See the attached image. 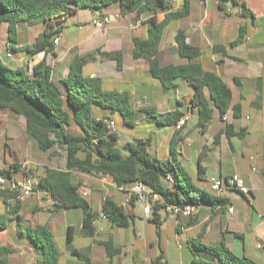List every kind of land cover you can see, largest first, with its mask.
<instances>
[{
    "label": "crops",
    "instance_id": "0c3cea01",
    "mask_svg": "<svg viewBox=\"0 0 264 264\" xmlns=\"http://www.w3.org/2000/svg\"><path fill=\"white\" fill-rule=\"evenodd\" d=\"M184 3L186 4L184 16L170 21L167 25V27H173L165 40L166 43L163 42L160 45V51L167 50L162 55V64L187 63V60L180 58L176 52L175 36L179 31H183L187 42L200 48L201 54L194 62L199 63L204 71L217 74L231 91L230 107H240V115L236 119L232 116L231 108L226 112L227 119L225 121L215 112L207 129L199 135L200 141L183 136V131L189 122L197 126L195 111L188 109L193 94L192 87L187 82L177 79L174 81L173 88L164 90L161 83L152 77L148 63L141 58L133 57V39L146 37L145 22L152 15L151 13L142 14L140 17L143 19V25L133 31L128 26L132 21V17H129L127 27L123 32L114 41H107V44H114L113 51H106L100 41H93L99 33L104 36L103 31L95 29L91 24L97 18L89 20V22L91 21L89 25L93 27L92 31L83 40L73 44L69 42L62 44L65 38L62 30L59 44L53 46V51L46 55L47 58H51L49 62L51 64V80L59 84L68 75L70 64L76 56L94 53L120 54L122 59L120 68L117 67L114 60L97 56L95 60L88 62L96 64L95 74L93 71H89L84 76L92 77L94 75V77L100 78L104 91L129 94L131 106L138 113L135 126L142 125L146 126L145 129L147 127L150 129L127 136L129 140H125L124 143L135 139L149 140V153L161 160L170 157V142L176 135V131L174 126L157 125L150 113L162 117L173 111L182 113V116L189 113L186 125L179 131L184 147L176 145V152L179 150L181 159L185 163L193 165V146L196 145L197 149H200L203 140H205L206 146H211L207 147L206 157L213 155L212 160L210 158L212 166L208 170L203 166V160L198 162L197 167L200 165L203 168L200 172L202 180H198V183H207L210 189L212 179L220 180L222 191L211 192L215 196L226 199L227 204L221 211L215 210V212L211 211L209 205L202 204L196 208L191 218L174 219L177 229L179 226L181 228L180 231L176 230V233H182L184 236L183 241L178 244L180 250L177 257L178 264H185L182 255L185 249L187 250L186 257L191 261L188 240L195 237H201L202 242L206 244L223 241L236 256L264 264V0H228L223 3L221 8L214 4V0H178V3L174 4V9H180ZM241 4L245 5L248 15H242ZM102 16L110 17V24L122 23L121 20L125 18L120 14L117 6L112 9L111 13L102 14L100 18ZM233 17L237 19L231 20ZM156 18L158 21H162L164 13H157ZM110 24L108 25L109 30L119 28L112 27ZM36 26L41 27L37 34L43 32L45 27L43 23L19 26L18 41L13 45L19 52H12L14 56L12 61L15 64L16 61L21 62L27 58L31 59L33 64L40 61L41 54L37 56L22 52L27 44L22 43L20 39L21 33ZM77 29L82 31L84 26L80 25ZM240 32L244 35L243 41L237 46L231 47V43L236 40ZM31 42L33 43L34 40ZM125 44H127V53L124 54ZM8 45V43H4L5 53ZM214 47H216V51H214ZM18 54L19 56L16 57ZM2 55L5 58V55ZM101 58L102 60H100ZM107 62L111 69L110 75L105 71L107 68H103ZM61 89L64 91L63 87ZM205 95L208 97L207 91ZM93 111L97 118L109 117L111 119V117L119 115L111 114L109 110H101L97 107H94ZM227 124L231 126L228 133L226 132ZM69 130L73 133L79 132L74 124L69 127ZM119 139L118 137L117 142L121 146ZM16 151L18 153V149ZM33 151L19 152V161L16 163L20 166L23 175L26 173L30 175L34 186L45 175L47 168L65 170L64 155H51V151L46 153L40 151L34 153ZM7 152H9V147L5 146L3 154L5 155ZM52 152L62 154L60 151L53 150ZM9 154H12V151ZM233 175H237L244 181L249 189L248 195L242 196L234 188L231 181ZM72 176L74 181L79 184V189L82 187L88 189L89 194L86 200L92 211L98 213L94 222V235L84 236L81 233L82 213L80 209L56 211L53 197L49 193L35 188L29 197L22 200L21 209L17 214L19 219H16V216H8L6 229L0 230V246H6L12 251L9 255V263L38 264V252L20 232L34 229L37 225H45L52 233L53 239L58 234L60 241L63 242L64 251H60L62 264H85L69 255L66 250L65 237L67 228L70 226L74 229V241L76 238L82 241L78 247L74 245L73 247L82 254H86L93 264H151L157 256L153 250V242H150L153 238L140 243L136 241L139 234H136L134 228V221L138 216L135 211L138 206L135 200H133L132 206L128 195L114 185L109 175L95 176L72 171ZM105 198L113 200L122 206L127 214L135 217L131 225L133 226L131 235L128 231L130 227H112L100 213ZM228 209H232V213H228ZM71 212L76 213L72 214ZM73 218L75 223L71 221ZM41 222L43 224H40ZM160 228L162 229V224ZM9 233L10 236L15 233L16 239L10 237ZM105 242L111 244L114 249L111 256L107 255L103 245Z\"/></svg>",
    "mask_w": 264,
    "mask_h": 264
},
{
    "label": "trees",
    "instance_id": "16d2710c",
    "mask_svg": "<svg viewBox=\"0 0 264 264\" xmlns=\"http://www.w3.org/2000/svg\"><path fill=\"white\" fill-rule=\"evenodd\" d=\"M226 1L228 0H219L218 7L221 8ZM114 5L124 17L136 19L144 13L152 14L145 22L146 37L133 39V57L148 63L152 77L161 83L164 90L173 88L177 79L192 87L193 94L188 109L195 111L197 127L201 132L207 129L215 112L222 118L231 108L234 119L240 115L239 106L230 107L232 94L223 80L214 72L204 71L199 63L194 62L201 54L200 48L190 45L183 31L175 36L176 52L187 63L174 65L161 62L162 34L170 21L184 16L185 3L175 10L174 5L165 0H0V29L2 25L6 26L5 42L9 44L6 50L19 52L13 47L18 41L19 26L39 23L45 26L35 41L22 49L28 55L41 54L37 64L31 63L28 69L16 64L11 67L10 62L7 59L4 61L0 55V111H8L24 119L26 137L37 151L46 153L56 151V148L64 153L65 170L47 168L33 190L36 188L49 193L55 200L56 211L80 209L81 233L84 236L94 235V222L98 213L93 212L87 200L79 195V184L74 181L72 171L95 176L109 175L117 188L136 182L146 185L159 196V203L147 219L156 230L163 222L160 212L165 211L167 206L192 205L197 208L207 204L215 212L221 211L227 204L226 199L210 196L192 184L179 166L176 159V145L182 140L179 131H176L170 142V157L161 160L149 153V140L135 139L119 146L117 134L108 128L111 119L97 118L94 115V107L109 110L111 114L120 115L124 126H135L138 113L131 106L129 94L104 91L100 78L83 74L84 66L97 56L114 60L120 68V54L94 53L76 56L70 64L68 75L59 84L51 80V64L46 55L53 51V39L62 33L63 20L79 9L99 10ZM241 8L243 16L249 14L244 4H241ZM157 13H164L162 21L157 20ZM243 37L240 32L230 46L240 44ZM206 91L208 97L205 95ZM150 115L157 125L165 127L175 126L182 117V113L178 111L170 112L164 117L154 113ZM72 124L78 128V133L69 130ZM230 129L231 126L227 124L226 132ZM201 170L203 168L199 165L197 180L200 181ZM18 171L20 166L12 162L0 171V175L11 177ZM133 200L131 198L129 201L132 206ZM0 201L5 207V215L0 214V230H5L8 216L19 219L17 214L22 201L17 198L16 193L1 189ZM100 213L112 227L128 228L135 218L109 198L103 200ZM73 230L71 226L67 228L66 250L69 255L85 264H93L86 254L73 247ZM20 234L38 252V264H59L61 254L47 226L37 225L36 228ZM188 244L192 254L189 264H258L245 257L236 256L223 241L206 244L201 237H195L190 238ZM103 245L107 255L111 256L114 251L112 245L106 242ZM11 253L8 247L0 246V264H10ZM151 264L169 263L160 251Z\"/></svg>",
    "mask_w": 264,
    "mask_h": 264
},
{
    "label": "rangeland",
    "instance_id": "374dc122",
    "mask_svg": "<svg viewBox=\"0 0 264 264\" xmlns=\"http://www.w3.org/2000/svg\"><path fill=\"white\" fill-rule=\"evenodd\" d=\"M230 5L232 6L231 2H230ZM115 6L116 5L111 6V7H106L104 9H99V10L80 9L75 14L68 15L62 22L63 33L65 34V38H64V41L62 44H65L66 42L73 44L79 40H83L84 37H86L88 35V33L90 31H92V29H93V27L91 25H89L91 22V21L89 22V20L92 18L99 19L102 14L111 13L112 9ZM201 12H202V9H201ZM133 19H134V17H132V20ZM235 19H237V18L233 17L231 20L234 21ZM121 21H122V23L115 22V23L110 24L112 27H116V28L119 27L118 29H114V30L110 29L109 30V27H108L106 29V31H103L105 37L103 36V34L99 33L96 35V37L94 38L93 41H100L101 44L105 46L106 51H113L114 50L113 49L114 44L113 43L107 44V41H109V40L114 41V39L116 37H118V35L120 33L123 32L124 28L127 27L129 17L127 16ZM80 25L84 26V29L82 31H78V29H77V27ZM194 25H196V24H194ZM172 27L169 26L164 30V32L162 34V43L163 42L166 43L165 40L167 39L168 35L170 34ZM139 28H141V27H139ZM40 30H41V27L36 26L34 28H31L29 31L27 30L26 32L21 33V35H20L21 42L29 45L30 43H32L31 41H33V40L35 41L36 37L39 35L37 33ZM108 30H109V32H108ZM6 31H7L6 26L2 25V27L0 29V55L4 61H6V60H5V58H3L2 54H4V55L6 54L5 49H4V42L6 41ZM167 44H168V42H167ZM164 52H167V50L163 51L162 55L164 54ZM125 53H127V44L124 45V54ZM17 56H19V54L16 55V57ZM39 59H41V56H39ZM161 59L163 60L162 56H161ZM100 60H102V58ZM47 61L50 62L51 58H47ZM31 63L33 64L32 60L29 58L24 59L21 62L16 61V65L18 67H25L26 69H28V67L30 66ZM95 68H96V64H94V62L88 63L83 69L84 75H87L89 71H93V74H95L94 73ZM103 68L104 69L107 68V69H105V71L108 75L111 74V69H109V63L108 62H107V64H105L103 66ZM112 119L116 122L113 132L116 133L117 136L120 138L119 143L121 146L124 144L125 140H129V138H127V136H132L133 134H139L143 130H146V129L149 130L150 129L149 127H147L145 129L146 126H142V125H140V126L136 125L134 128L126 127L123 125L122 119L119 115H115L114 118L111 117V120ZM152 127L154 128V126H152ZM201 134H202V132L192 122H189V125L183 131V136H188L189 138L195 139V141H200L199 135H201ZM236 143H238V142L236 141ZM177 145L181 148L184 147L181 140L178 142ZM206 145L207 144H206L205 140H203V143H202L200 149H197L196 145L193 146V151H194L193 165H190L189 163H185L181 159V157L179 156V150H177L176 159L179 162V166L184 170L185 175L190 179L191 183L194 184L196 187L202 189L206 194L211 196V195H213V193L209 189V185L207 183H203V184L200 183L199 184L198 180H197V176H198L197 164L199 161L203 160L202 164L208 170H210V168L212 166L211 160L213 158V155L211 154L209 157H206V155L208 153L207 147H211V146H206ZM5 146L9 147V152L12 151V154H9V152H7L5 155L3 154V149ZM17 149H18V153L21 151L23 153H26V151H28V153H29L31 150L32 151L34 150L33 152L35 153V151H37L33 147L32 143L26 137L24 119L22 117L14 116L13 114H11L8 111H0V165L3 166L4 168H7L11 162L16 163V161H19L18 160V153L16 151ZM16 153H17V155H16ZM124 153L126 154V152H124ZM183 153H184V150H183ZM51 155L59 156V155H64V153L62 152V154H57L56 152L54 153L51 150ZM210 158H211V160H210ZM25 175L30 177V175L27 173ZM23 176L24 175H23L22 171H18L14 174V177L16 180L23 179ZM135 211H136L138 216L134 221L135 222L134 228H135L136 234L137 235L139 234L136 237V241L138 243H140V242H143L144 240L147 241V240L153 238L150 242H153V245H154L153 250L155 251L156 255H158L159 252L162 251L163 253H165L164 255H165L166 260L168 261L169 264H178V258L177 257L179 256V251H180L178 249V244L183 241L184 236L182 233H179V234L176 233V230L180 231V229H181L180 226L178 229H177V226H175V220L174 219H176V218L172 217L169 213H165V211H161L160 215H161L162 220H163L162 229L159 228L158 230H156L153 225H151V224L149 225L147 223V221L144 217V213L139 206H136ZM71 213L74 214L76 212H71ZM0 214L5 215V207L1 203V201H0ZM71 221H72V223H75L74 218ZM40 224H43V222H41ZM132 230H133V226H130V228L128 230L130 235L132 233ZM57 235H55V237H54L55 245H56L57 249L59 250V252L60 251L63 252L64 251L63 242L60 241V239ZM159 235H160V237H159ZM9 236H10V233H9ZM10 237H14V239H16L15 233L11 234ZM160 239H161V241H160ZM236 240H235V242H236ZM81 243H82V241L79 238H76L73 245L75 247H78ZM189 253L191 254L190 251H189ZM182 255H183V261L185 262V264H189L190 261L186 257V255H187L186 249L182 252ZM70 259H72V258H70ZM254 260H255V258H254ZM62 263L63 262H62V257H61L59 264H62Z\"/></svg>",
    "mask_w": 264,
    "mask_h": 264
},
{
    "label": "built area",
    "instance_id": "2783aa9c",
    "mask_svg": "<svg viewBox=\"0 0 264 264\" xmlns=\"http://www.w3.org/2000/svg\"><path fill=\"white\" fill-rule=\"evenodd\" d=\"M170 4H177L178 0H165ZM214 4L219 6V0H214ZM111 23V19L108 16H102L99 19H94L91 24L92 26L101 31H106L108 25ZM143 24V19L139 16L136 19H133L129 24L130 29H136L141 27ZM61 40L60 35L56 36L53 39V46L59 44ZM5 58L8 61H12L14 56L10 50L6 51ZM189 118V113L183 115L180 120L175 124L174 130L181 131L183 127L186 125V122ZM227 115H222V120H226ZM108 128L111 131H114L115 122L110 120L108 122ZM56 151H59L55 148ZM4 167L0 165V171H3ZM231 181L234 185V188L238 191L239 194L242 196H246L249 194V189L246 187L244 181L239 178L237 175H233ZM33 182L27 175L23 176V179L16 180L13 175L11 177H6L4 175H0V189L1 190H8L10 192L16 193L17 198L19 200H24L25 198L29 197L33 192ZM120 190L124 191L127 195L129 200L133 198L137 205L142 209L144 213L145 219H149L151 216L153 208L159 203V196L154 193L151 189H149L146 185L140 182L133 183L130 186L119 188ZM222 182L220 180L212 179L210 184V190L214 192H221L222 191ZM79 195L86 199L89 192L87 188L82 187L78 190ZM172 217L178 219L180 217H191L196 211V207L192 205H184V206H167L166 210ZM228 213H232V209H228Z\"/></svg>",
    "mask_w": 264,
    "mask_h": 264
},
{
    "label": "water",
    "instance_id": "95a60500",
    "mask_svg": "<svg viewBox=\"0 0 264 264\" xmlns=\"http://www.w3.org/2000/svg\"><path fill=\"white\" fill-rule=\"evenodd\" d=\"M10 66H11V67H14V66H15V63H14L13 61L10 62ZM92 77H94V75H93Z\"/></svg>",
    "mask_w": 264,
    "mask_h": 264
}]
</instances>
